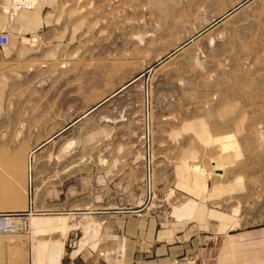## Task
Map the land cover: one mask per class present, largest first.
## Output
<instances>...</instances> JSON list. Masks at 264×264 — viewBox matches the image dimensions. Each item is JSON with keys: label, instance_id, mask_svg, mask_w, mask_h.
<instances>
[{"label": "rangeland", "instance_id": "obj_1", "mask_svg": "<svg viewBox=\"0 0 264 264\" xmlns=\"http://www.w3.org/2000/svg\"><path fill=\"white\" fill-rule=\"evenodd\" d=\"M49 4V41L0 52V212L23 228L0 234V264L53 239L70 253L79 230L32 229L84 213L202 207L263 224L264 0Z\"/></svg>", "mask_w": 264, "mask_h": 264}, {"label": "crops", "instance_id": "obj_2", "mask_svg": "<svg viewBox=\"0 0 264 264\" xmlns=\"http://www.w3.org/2000/svg\"><path fill=\"white\" fill-rule=\"evenodd\" d=\"M13 1L0 0V32L12 35V43L0 47V52L13 46L11 52L17 54L24 44L49 41V27L57 23L49 0L16 13ZM200 208L178 213L118 208L105 214H78L65 232L32 229L36 236L79 230L76 249L67 253L64 240L43 241L31 249L30 258L26 253L25 264H264V223L244 226L236 212Z\"/></svg>", "mask_w": 264, "mask_h": 264}, {"label": "built area", "instance_id": "obj_3", "mask_svg": "<svg viewBox=\"0 0 264 264\" xmlns=\"http://www.w3.org/2000/svg\"><path fill=\"white\" fill-rule=\"evenodd\" d=\"M39 0H22L18 2L20 8H34ZM13 13L16 8L12 6ZM12 43V35L9 32H0V47L8 46ZM21 213L19 212H0V232L10 234L22 231ZM25 225V224H24Z\"/></svg>", "mask_w": 264, "mask_h": 264}, {"label": "bare ground", "instance_id": "obj_4", "mask_svg": "<svg viewBox=\"0 0 264 264\" xmlns=\"http://www.w3.org/2000/svg\"><path fill=\"white\" fill-rule=\"evenodd\" d=\"M19 1H22V0H14L13 1V3H12V6L13 7H15L16 8V11L15 12H17L18 10H20V9H26L25 7H23V8H20L19 7V5H18V2ZM27 9H31V8H27ZM24 220V219H23ZM26 223V222H25ZM26 228V227H25ZM23 230V229H22ZM25 231H26V229H25ZM0 234H2L1 232H0Z\"/></svg>", "mask_w": 264, "mask_h": 264}]
</instances>
